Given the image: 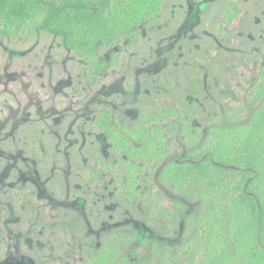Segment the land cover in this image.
<instances>
[{
  "label": "rangeland",
  "instance_id": "rangeland-1",
  "mask_svg": "<svg viewBox=\"0 0 264 264\" xmlns=\"http://www.w3.org/2000/svg\"><path fill=\"white\" fill-rule=\"evenodd\" d=\"M1 29L0 264H75L112 239L129 260L159 264L143 244L176 253L193 239L189 219L202 199L184 198L157 175L200 147L212 127L236 125L218 122L233 103L245 111L241 124L258 108L248 92L264 69V0H163L137 37L98 46L96 59L111 63L101 77L40 28ZM108 109L128 130L160 110L164 127L176 125V148L151 181L144 171L137 200L122 196L124 157L96 126ZM183 127L200 132L194 148L180 140ZM152 185L182 205L173 224L153 215Z\"/></svg>",
  "mask_w": 264,
  "mask_h": 264
},
{
  "label": "trees",
  "instance_id": "trees-1",
  "mask_svg": "<svg viewBox=\"0 0 264 264\" xmlns=\"http://www.w3.org/2000/svg\"><path fill=\"white\" fill-rule=\"evenodd\" d=\"M162 4L163 0H0V25L4 33L34 27L56 36L101 77L111 63L96 59L98 46L125 35L137 37V27L154 18ZM227 18L229 23L235 20L231 13ZM248 95L259 106L247 123L241 124L245 119L241 104L233 103L218 122L236 125L212 127L203 144L183 161L162 167L165 156L176 148V125H162L167 112L144 115L129 130L117 124L109 109L99 115L96 126L124 157L119 162L127 173L125 180L119 179L124 198L139 199L135 186L145 179L144 171L151 181L161 167L157 175L161 183L188 200L195 194L202 199L197 218L189 219L195 235L176 253L161 254L155 246L143 244L141 249L147 248L159 264H264V69ZM180 132L184 146L194 148L198 129L183 127ZM233 168L239 171L231 177ZM151 188L147 196L153 200V215L173 224L182 205ZM120 248L112 239L96 255L75 264H151L150 258L129 260L120 255Z\"/></svg>",
  "mask_w": 264,
  "mask_h": 264
}]
</instances>
